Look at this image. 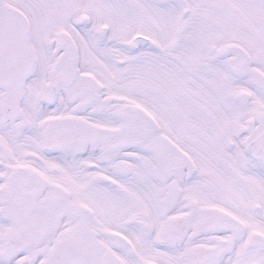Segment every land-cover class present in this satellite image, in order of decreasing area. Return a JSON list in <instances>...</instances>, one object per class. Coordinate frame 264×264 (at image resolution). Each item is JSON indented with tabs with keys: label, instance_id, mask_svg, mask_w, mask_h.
<instances>
[{
	"label": "snow or ice",
	"instance_id": "snow-or-ice-1",
	"mask_svg": "<svg viewBox=\"0 0 264 264\" xmlns=\"http://www.w3.org/2000/svg\"><path fill=\"white\" fill-rule=\"evenodd\" d=\"M0 264H264V0H0Z\"/></svg>",
	"mask_w": 264,
	"mask_h": 264
}]
</instances>
